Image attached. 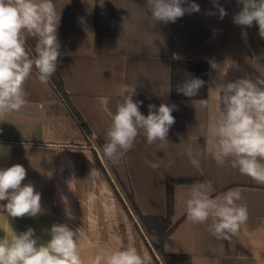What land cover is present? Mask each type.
Listing matches in <instances>:
<instances>
[{
    "label": "crops",
    "instance_id": "0c3cea01",
    "mask_svg": "<svg viewBox=\"0 0 264 264\" xmlns=\"http://www.w3.org/2000/svg\"><path fill=\"white\" fill-rule=\"evenodd\" d=\"M60 11L57 37L58 72L70 101L90 131L86 137L51 82L45 87L33 76L25 84L28 103L7 121H0V169L20 164L22 186L31 183L41 194L36 217L0 214V238L28 228L40 242L54 223L76 232L81 258L91 264L99 249L132 245L165 264L140 221L165 217L168 182L173 184V230L163 249L186 256L190 264H264V184L229 166H219L206 150L211 117V89L229 64L223 83L255 78L264 70V38L258 25L234 23L239 0H188L200 6L175 23L155 22L146 0H54ZM184 4V7L188 6ZM227 15L220 19L216 5ZM212 13V14H210ZM156 49L158 51L156 52ZM204 61L207 93L201 99H175L172 62ZM216 66V67H214ZM136 85L134 101L147 116L148 105H175V124L168 142L149 145L143 133L118 163L101 160L110 117L99 104L109 98L115 112L122 97L118 85ZM211 182L219 195L230 189L242 194L248 220L230 241L218 240L207 225L192 224L181 198L194 184ZM6 201H0L4 204Z\"/></svg>",
    "mask_w": 264,
    "mask_h": 264
},
{
    "label": "clouds",
    "instance_id": "9594fccd",
    "mask_svg": "<svg viewBox=\"0 0 264 264\" xmlns=\"http://www.w3.org/2000/svg\"><path fill=\"white\" fill-rule=\"evenodd\" d=\"M215 2V0H214ZM242 10L233 18L240 26L258 25L264 38V0H239ZM188 0H146L155 22L175 23L186 13L199 12L200 6ZM220 19L226 10L216 5ZM212 14V13H210ZM60 11L54 0H0V121H7L28 103L25 84L33 72L37 81L47 87L56 73L61 56L57 30ZM26 36L36 37L35 56L26 48ZM158 49H156V52ZM216 67V66H214ZM231 64L220 71L221 82L211 89L212 110L206 129V150L219 166H229L264 184V70L253 78H240L223 83ZM205 82L199 78L186 80L177 91L186 97L196 96ZM136 85L121 84L115 95L122 97L115 112L108 108L109 98L99 104L110 117L105 133L101 160L118 163L133 148L143 133L146 142L166 144L175 124V105H148L147 116L140 111L141 101H134ZM26 169L20 164L0 169V214L7 217H36L42 213L41 194L29 183L22 186ZM211 182L192 185L180 200L182 211L192 224L207 225V231L218 240L230 241L248 220V209L240 203L242 194L230 189L213 195ZM0 238V264H84L76 232L67 224L54 223L49 239L40 242L34 229ZM91 264H152V257L135 246L99 249Z\"/></svg>",
    "mask_w": 264,
    "mask_h": 264
},
{
    "label": "trees",
    "instance_id": "16d2710c",
    "mask_svg": "<svg viewBox=\"0 0 264 264\" xmlns=\"http://www.w3.org/2000/svg\"><path fill=\"white\" fill-rule=\"evenodd\" d=\"M38 40L33 36H26V48L32 56H35V47ZM190 78H199L205 82L204 87L200 89L199 93L194 97H186L183 93L177 91L186 80ZM51 84L59 93L61 99L68 107L72 117L80 125L84 135L90 137V131L84 122L82 116L73 106L70 101L69 95L65 91L64 83L58 72L50 79ZM208 84V65L204 61H184L174 60L172 62V95L175 99H201L206 96ZM176 181L171 180L168 182V212L165 217H144L140 215V221L148 239L156 246L161 259L165 264H190L186 256L170 255L167 254L163 246L173 230L172 224V201H173V184Z\"/></svg>",
    "mask_w": 264,
    "mask_h": 264
}]
</instances>
